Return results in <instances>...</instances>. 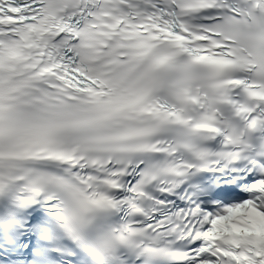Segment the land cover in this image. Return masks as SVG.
I'll list each match as a JSON object with an SVG mask.
<instances>
[{
  "label": "snow or ice",
  "instance_id": "1",
  "mask_svg": "<svg viewBox=\"0 0 264 264\" xmlns=\"http://www.w3.org/2000/svg\"><path fill=\"white\" fill-rule=\"evenodd\" d=\"M0 264H264V0H0Z\"/></svg>",
  "mask_w": 264,
  "mask_h": 264
}]
</instances>
